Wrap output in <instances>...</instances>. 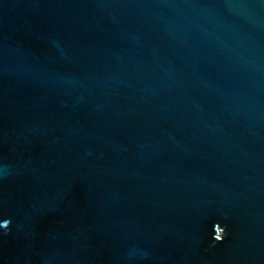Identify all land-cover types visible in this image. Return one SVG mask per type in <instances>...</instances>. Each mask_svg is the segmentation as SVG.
Here are the masks:
<instances>
[{
  "label": "water",
  "instance_id": "water-1",
  "mask_svg": "<svg viewBox=\"0 0 264 264\" xmlns=\"http://www.w3.org/2000/svg\"><path fill=\"white\" fill-rule=\"evenodd\" d=\"M4 221L0 264H264V0H0Z\"/></svg>",
  "mask_w": 264,
  "mask_h": 264
},
{
  "label": "clouds",
  "instance_id": "clouds-1",
  "mask_svg": "<svg viewBox=\"0 0 264 264\" xmlns=\"http://www.w3.org/2000/svg\"><path fill=\"white\" fill-rule=\"evenodd\" d=\"M7 223H8V221H4L3 224H0V227H4V226H6Z\"/></svg>",
  "mask_w": 264,
  "mask_h": 264
},
{
  "label": "snow or ice",
  "instance_id": "snow-or-ice-1",
  "mask_svg": "<svg viewBox=\"0 0 264 264\" xmlns=\"http://www.w3.org/2000/svg\"><path fill=\"white\" fill-rule=\"evenodd\" d=\"M218 239H221V237H218Z\"/></svg>",
  "mask_w": 264,
  "mask_h": 264
}]
</instances>
